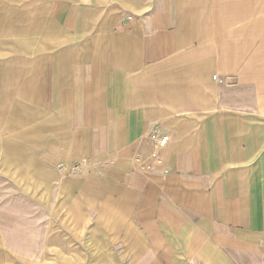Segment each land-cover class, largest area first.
Here are the masks:
<instances>
[{
    "label": "crops",
    "instance_id": "0c3cea01",
    "mask_svg": "<svg viewBox=\"0 0 264 264\" xmlns=\"http://www.w3.org/2000/svg\"><path fill=\"white\" fill-rule=\"evenodd\" d=\"M9 129L52 161L44 264H264V0H0Z\"/></svg>",
    "mask_w": 264,
    "mask_h": 264
},
{
    "label": "rangeland",
    "instance_id": "374dc122",
    "mask_svg": "<svg viewBox=\"0 0 264 264\" xmlns=\"http://www.w3.org/2000/svg\"><path fill=\"white\" fill-rule=\"evenodd\" d=\"M0 143V264H44L48 256V148L4 130ZM52 178V176H51Z\"/></svg>",
    "mask_w": 264,
    "mask_h": 264
},
{
    "label": "built area",
    "instance_id": "2783aa9c",
    "mask_svg": "<svg viewBox=\"0 0 264 264\" xmlns=\"http://www.w3.org/2000/svg\"><path fill=\"white\" fill-rule=\"evenodd\" d=\"M216 79V77H214ZM153 145V156L155 157V151L160 150L166 146L169 141V137L166 134H160L158 132H153L150 136Z\"/></svg>",
    "mask_w": 264,
    "mask_h": 264
}]
</instances>
